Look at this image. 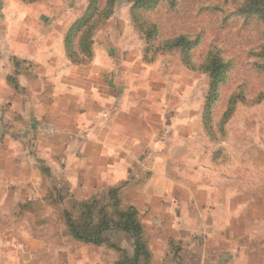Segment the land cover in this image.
Instances as JSON below:
<instances>
[{
  "label": "rangeland",
  "instance_id": "obj_1",
  "mask_svg": "<svg viewBox=\"0 0 264 264\" xmlns=\"http://www.w3.org/2000/svg\"><path fill=\"white\" fill-rule=\"evenodd\" d=\"M143 2L0 0V264L133 257L121 230L94 245L65 226L88 202L119 219L109 151L146 264H264V27L244 0ZM179 36L199 43L162 50Z\"/></svg>",
  "mask_w": 264,
  "mask_h": 264
},
{
  "label": "trees",
  "instance_id": "obj_2",
  "mask_svg": "<svg viewBox=\"0 0 264 264\" xmlns=\"http://www.w3.org/2000/svg\"><path fill=\"white\" fill-rule=\"evenodd\" d=\"M115 0H108V4H112ZM144 0H136L135 7L141 8L143 7ZM245 7L241 12L249 10L252 15L263 27H264V0H244ZM83 26V25H82ZM82 26L77 24L70 30L71 33L75 34L80 32ZM151 31L149 32V39L153 38V34L156 32V28L152 26ZM70 41L66 44V51L69 56L71 52V48L69 46ZM199 41L196 39L192 42H188L185 36H179L170 40H167L163 43L162 50L174 49V48H185L187 53H190L193 47L197 46ZM69 46V47H68ZM82 46V44H81ZM80 47V45H79ZM71 55V54H70ZM209 59V55L207 56V60ZM206 60V61H207ZM218 59L214 58L211 62L212 65L208 64L206 67H214ZM76 61L73 60V63ZM210 62V63H211ZM77 63V62H76ZM218 63V62H217ZM222 66L219 64L214 72L217 77L221 72ZM217 82H212L210 85V89L212 92H215L217 88ZM128 185V182H120L114 187L108 189L107 194L109 195V201H113V208H115L117 217L119 218L117 221L113 219H109L107 215H104L101 220H98L94 223L92 217V206L93 202H88L80 206L82 212L80 213L79 219H74L68 211L63 212V217L65 221V226L67 230V234L71 239L82 242L85 244H94L101 245L105 244L106 240L103 237V233L110 230H121L128 235H130L134 239V254L132 258L124 257L117 264H141L140 261H143V264H146L148 261L149 254L145 250V246L143 241L141 240V226L137 222L136 214L137 212L132 207H127L125 210H118L120 205V195L122 193V188ZM124 209V208H122Z\"/></svg>",
  "mask_w": 264,
  "mask_h": 264
},
{
  "label": "crops",
  "instance_id": "obj_3",
  "mask_svg": "<svg viewBox=\"0 0 264 264\" xmlns=\"http://www.w3.org/2000/svg\"><path fill=\"white\" fill-rule=\"evenodd\" d=\"M89 98V97H88ZM91 99V97H90ZM92 112H94V110H81L79 111L78 115H79V121L81 120V118H86V116L88 114H91ZM80 129H83V126L81 127L80 126ZM89 136H87V138H83L82 140V143L85 144L87 142H92V143H95L93 142L92 140H89L88 139ZM97 143V142H96ZM104 155V154H102ZM113 155V152L112 151H109L107 153V156L105 157H108V162H107V166H106V173L107 175H109V177L113 178L111 175L113 174L114 175V179H116L115 183H120V182H123V181H127V176L129 174V169L126 168V161L124 160V155H120L119 157H114L112 156ZM126 170V171H125ZM114 183V184H115Z\"/></svg>",
  "mask_w": 264,
  "mask_h": 264
},
{
  "label": "built area",
  "instance_id": "obj_4",
  "mask_svg": "<svg viewBox=\"0 0 264 264\" xmlns=\"http://www.w3.org/2000/svg\"><path fill=\"white\" fill-rule=\"evenodd\" d=\"M49 133L51 136L56 134V130L54 128H50Z\"/></svg>",
  "mask_w": 264,
  "mask_h": 264
}]
</instances>
